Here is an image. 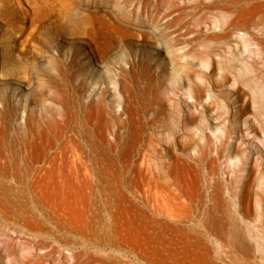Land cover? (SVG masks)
<instances>
[{
  "label": "rangeland",
  "instance_id": "1",
  "mask_svg": "<svg viewBox=\"0 0 264 264\" xmlns=\"http://www.w3.org/2000/svg\"><path fill=\"white\" fill-rule=\"evenodd\" d=\"M116 1L0 0V264H264L186 234L203 142L262 169L264 0Z\"/></svg>",
  "mask_w": 264,
  "mask_h": 264
},
{
  "label": "bare ground",
  "instance_id": "2",
  "mask_svg": "<svg viewBox=\"0 0 264 264\" xmlns=\"http://www.w3.org/2000/svg\"><path fill=\"white\" fill-rule=\"evenodd\" d=\"M128 2L127 1L120 2L119 0H117L115 4L117 6H120ZM261 46H264V45H261ZM243 48L244 50L247 49L245 44L244 45L242 44V49ZM224 61L222 62V67L225 68L226 70H230L232 76L235 75V73H232L233 71H231L235 69V67L233 66L234 60L228 59V61L226 60ZM241 66L243 67V65ZM241 66H239V68ZM236 67L238 66L236 65ZM242 67L240 68L241 71L244 69V68L242 69ZM105 68L104 69L106 70L105 71L106 74L110 75L109 71L107 70V66H105ZM241 71L240 72L237 71V73L241 75ZM243 71L244 73L246 72L247 75L249 74V72L246 71V69H244ZM237 76L239 75H236L233 78L238 79L240 77L239 76L237 78ZM244 78H248V77H244ZM249 78L251 79L250 75H249ZM175 79L180 80L179 76H174V78L173 77L170 78V80H172L173 83L176 81ZM240 80H241V77H240ZM240 80L238 81L240 82ZM248 81L244 80L243 84L244 82L246 83V85L249 84L247 88L249 90L251 89V87L255 86L254 84H257L256 81H255L256 83H254L253 82L254 80L251 79V82H253L254 84L252 83L253 86H250V83H249L250 81L249 82ZM257 87L258 86L256 85L254 88L257 89ZM256 89L253 91L255 92ZM158 91H161V88L160 90L158 89ZM257 91H260V90H257ZM250 93H251V90H250ZM255 94L251 95V96H254L252 101L254 100V102H256V104L252 106H258L257 108L254 107V109H258L260 111L262 108L261 106L262 99H260L261 95L255 96ZM256 99L257 101H255ZM259 106H261L260 109H259ZM173 111H175V109ZM255 112H257V110H255ZM173 113L176 114V111ZM258 114H261V113H258ZM225 137H226V140L225 141L222 140L223 143L221 141L222 144L220 143L221 146H219V148L217 149V157L219 158V160L222 157L228 158L226 160L237 158L239 159V162H240V165L235 166L236 170H234V172L231 171L234 173V176L232 175V177L229 178V180L227 179L228 183H224L223 179L218 174L219 170L216 171L215 166H214L215 165L214 161L207 160L208 148L211 144L210 143L211 141L209 140L206 142H203L204 144L200 146L199 149L197 150L198 154L191 156L190 162H188V166L186 165V168H187L186 184H187V190H188L187 195L185 194L186 200H187V211H188V225L186 228V234H187V241H188L187 247L189 248V254L191 257H193L195 254H197L195 253L196 252L195 250H198V256L200 258H204V257L206 258V256L209 255V257L207 258L211 260L213 256V255L211 256L212 250L216 251L215 255L220 256L222 249H225L228 252H232V251L240 249V250L245 251L247 254L258 253L261 255V257H263L264 255V244H263L264 242V187L260 186L261 183H260L259 177H261L262 179L263 174H264L262 173V170H264V161H262L261 163L262 169L260 170L259 175H258L257 172L255 171L256 169H253L254 166L253 167L248 166V163H247L248 159H246L247 157H243L244 155L241 156L240 152L242 151L237 152V150H235L231 152L230 150L231 148L230 149L227 148V143H228L227 140L229 139L228 133H226ZM239 155H240V158H238ZM3 165L4 167H11V168L21 167L16 161L12 159H10L9 162ZM204 166L207 167L208 176L212 177V181H209L208 177L204 175L203 170L200 169V167H204ZM240 171L244 172V176L240 174V176L242 175V178L240 179V177L238 176L239 179H237L238 178L237 172H240ZM9 208L10 207L7 206V209ZM242 219L246 221L244 222L245 224L242 222L243 221ZM248 225H252V229L249 228ZM210 237L212 238V240H209ZM222 258L224 257L222 256ZM216 259L220 263L224 261L223 259H221V257H217Z\"/></svg>",
  "mask_w": 264,
  "mask_h": 264
}]
</instances>
